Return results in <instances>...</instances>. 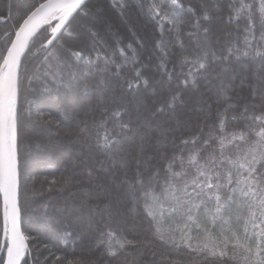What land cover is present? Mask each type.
Wrapping results in <instances>:
<instances>
[{
  "label": "trees",
  "instance_id": "1",
  "mask_svg": "<svg viewBox=\"0 0 264 264\" xmlns=\"http://www.w3.org/2000/svg\"><path fill=\"white\" fill-rule=\"evenodd\" d=\"M41 1L0 0V65ZM55 22L19 72L22 264H264V0H88L45 49Z\"/></svg>",
  "mask_w": 264,
  "mask_h": 264
},
{
  "label": "water",
  "instance_id": "2",
  "mask_svg": "<svg viewBox=\"0 0 264 264\" xmlns=\"http://www.w3.org/2000/svg\"><path fill=\"white\" fill-rule=\"evenodd\" d=\"M88 0H43L36 5L20 22L7 47L0 65V71L6 68L4 84L0 88V198L2 214V246L7 237L6 228L10 229L7 237V249L3 264H22L28 246L21 228L19 209V182L17 170V103L19 72L24 53L34 34L42 26H37L42 16L56 6L61 5L58 18L50 30V36L44 42L45 49L49 48L62 33L66 25L78 10ZM4 21V18H0ZM44 25V24H43ZM9 117L10 151L13 158L14 172L8 164L6 146V120ZM1 249V250H2Z\"/></svg>",
  "mask_w": 264,
  "mask_h": 264
},
{
  "label": "bare ground",
  "instance_id": "3",
  "mask_svg": "<svg viewBox=\"0 0 264 264\" xmlns=\"http://www.w3.org/2000/svg\"><path fill=\"white\" fill-rule=\"evenodd\" d=\"M61 7V5L54 7L53 9H51L50 11H48L47 13H45L42 18L40 19V21L38 22L37 26L41 25L47 18L48 16L53 13L54 11L58 10ZM5 76H6V68H3L0 71V88L2 87V85L4 84V80H5ZM6 146H7V154H8V164L10 167V170L12 171V173L14 172V166H13V158H12V154L9 148V144H8V140L6 137ZM6 235L7 237L10 235V229L6 228Z\"/></svg>",
  "mask_w": 264,
  "mask_h": 264
},
{
  "label": "rangeland",
  "instance_id": "4",
  "mask_svg": "<svg viewBox=\"0 0 264 264\" xmlns=\"http://www.w3.org/2000/svg\"><path fill=\"white\" fill-rule=\"evenodd\" d=\"M58 18V11H54L53 13H51L48 18L42 23L43 24H47L49 23L50 21H53L54 19ZM95 19V17H94ZM6 137H7V140H8V144H9V148H10V138H9V117L7 118L6 120ZM159 208V207H157Z\"/></svg>",
  "mask_w": 264,
  "mask_h": 264
}]
</instances>
